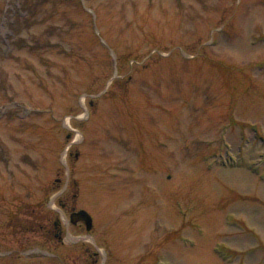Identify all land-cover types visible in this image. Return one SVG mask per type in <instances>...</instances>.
Returning a JSON list of instances; mask_svg holds the SVG:
<instances>
[{
	"label": "rangeland",
	"instance_id": "rangeland-1",
	"mask_svg": "<svg viewBox=\"0 0 264 264\" xmlns=\"http://www.w3.org/2000/svg\"><path fill=\"white\" fill-rule=\"evenodd\" d=\"M59 200L174 236L143 264H264V0H0V264L76 259Z\"/></svg>",
	"mask_w": 264,
	"mask_h": 264
},
{
	"label": "flooded vegetation",
	"instance_id": "flooded-vegetation-1",
	"mask_svg": "<svg viewBox=\"0 0 264 264\" xmlns=\"http://www.w3.org/2000/svg\"><path fill=\"white\" fill-rule=\"evenodd\" d=\"M76 183V182H74ZM68 183H65V186H67ZM75 197L76 194H73V200L75 201ZM69 200V199H68ZM59 208H57V212L59 213L60 217L56 220L53 221V228H49L48 225H45L46 223H48L50 220H45V224H40L39 225V229L40 231L44 232L45 235L47 237H56L58 240V245L59 246H65L64 244L69 243L72 245H76V244H81L80 246V252L78 254V256L76 257H70V255H66L65 250L62 252V255H59V264H98V262H100V264H106V262L110 259H117L119 261H129L130 259H134L135 263L134 264H143L144 260L147 259V257L149 256H154V258H158L160 257V251H166L167 249L170 250V247L166 246V243H172L175 239L170 235V236H164L163 239H161V241H159V245L157 246V248L155 250L149 251L146 254H142V255H137V257L135 258L136 251H133V249H136V245H123L122 249H118L117 246H111L106 245V243L102 246H99L98 243H100L94 234V218L92 217V225L90 227V230H87V226L83 221H77V222H72L70 219V214L73 213L74 211H77L74 207L73 208H69L68 207V201H62L59 200ZM79 210V209H78ZM136 212H140L141 210L136 209ZM69 212V216L68 218L66 217V213ZM61 216L63 218H61ZM147 217V218H146ZM152 215L149 214H136V218L129 220V222H132L130 224H133L135 226L139 227V232H141V228L145 227L146 221H151ZM150 219V220H149ZM145 220V221H144ZM143 222V223H141ZM72 226L73 228H82L85 230V236H80V237H76V236H71L70 235V239H68V235H69V226ZM127 228H129V224L127 225ZM138 229V228H137ZM50 232V233H49ZM135 235L132 234L130 236V238H134V240L140 236L139 232L137 233L136 231ZM138 234V236H137ZM85 242H89L90 245H86ZM128 244V243H127ZM174 245V244H173ZM108 247L109 252L112 254V257L110 256L109 252H108ZM259 247H261L264 250V245L259 244ZM103 248V249H101ZM113 248V250H112ZM167 248V249H166ZM227 248V247H226ZM229 249V247H228ZM112 250V251H111ZM229 251V256L234 257L237 256L236 252L233 250H228ZM233 255V256H232Z\"/></svg>",
	"mask_w": 264,
	"mask_h": 264
},
{
	"label": "water",
	"instance_id": "water-1",
	"mask_svg": "<svg viewBox=\"0 0 264 264\" xmlns=\"http://www.w3.org/2000/svg\"><path fill=\"white\" fill-rule=\"evenodd\" d=\"M70 219L72 222L83 221L87 226V230H89L92 225L90 215L83 209L71 213Z\"/></svg>",
	"mask_w": 264,
	"mask_h": 264
}]
</instances>
